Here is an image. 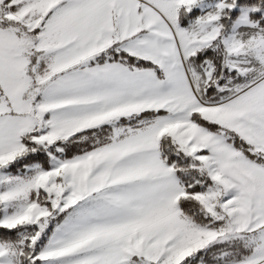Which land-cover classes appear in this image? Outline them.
Segmentation results:
<instances>
[{
	"label": "snow or ice",
	"instance_id": "6c2138e0",
	"mask_svg": "<svg viewBox=\"0 0 264 264\" xmlns=\"http://www.w3.org/2000/svg\"><path fill=\"white\" fill-rule=\"evenodd\" d=\"M0 264H264V0H0Z\"/></svg>",
	"mask_w": 264,
	"mask_h": 264
}]
</instances>
